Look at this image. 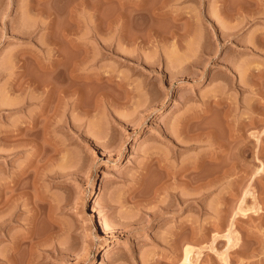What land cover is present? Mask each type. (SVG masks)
I'll return each mask as SVG.
<instances>
[{"label": "rangeland", "instance_id": "rangeland-1", "mask_svg": "<svg viewBox=\"0 0 264 264\" xmlns=\"http://www.w3.org/2000/svg\"><path fill=\"white\" fill-rule=\"evenodd\" d=\"M0 264H264V0H0Z\"/></svg>", "mask_w": 264, "mask_h": 264}, {"label": "bare ground", "instance_id": "bare-ground-1", "mask_svg": "<svg viewBox=\"0 0 264 264\" xmlns=\"http://www.w3.org/2000/svg\"><path fill=\"white\" fill-rule=\"evenodd\" d=\"M242 8V7H241ZM239 9H240V7H239ZM46 69H48L47 71H49L51 74V78H52V76H54V75H60L61 76V74L63 73V71H62V73L60 74V71L61 70H57L56 72L53 70V68H46ZM52 71H54L53 73H52ZM65 73V72H64ZM23 75V73H19V75ZM50 78V79H51ZM31 81V80H30ZM39 81V80H38ZM33 82V81H32ZM35 82V81H34ZM52 82V81H51ZM45 84H47V83H45ZM49 84L51 85H44L43 84V87L44 86H46L47 87V89L45 88V89H43L42 91L44 92V98H43V100H42V107H41V113L43 114L44 112H45V114H47L46 116H48L49 117V115L51 116V114L50 113H53V112H56L57 111V109H60L58 106H60L59 104H60V101L61 102H63V104H64V102L65 101H63V99L66 97V95H68L69 94V87L67 86V83H66V80H65V77H60L59 78V81H57V83L55 82V83H50L49 82ZM40 83L39 82H37V83H35V85H34V87L33 88H37V87H40ZM54 100H56L55 101V103H54ZM29 101V100H28ZM57 102V103H56ZM62 104V103H61ZM43 108V109H42ZM63 110H64V105H63ZM44 110V111H43ZM53 111V112H52ZM59 111V110H58ZM62 113H63V111H62ZM54 115V114H53ZM35 120V119H34ZM60 121L59 122H62V123H64L65 122V119L63 120L62 119V121H61V119H59ZM33 121V120H32ZM257 121V120H256ZM260 121V120H259ZM263 121V120H262ZM34 122V121H33ZM32 122V125H31V127H30V129L32 130H30L31 132L28 134V136H31V135H33V136H35L36 135V133H37V131H38V129L36 128V124L38 123H33ZM261 122V121H260ZM58 123V122H57ZM27 131H29V130H27ZM25 134H26V136H27V133L25 132ZM189 139H190V136L188 137ZM34 139H31V140H28V142L29 143H32V141H33ZM172 141V140H171ZM136 142H137V140H136ZM135 142V143H136ZM175 145H177V143H175ZM209 160H213V158L212 157H209L208 158ZM220 170H222V169H220ZM217 171V170H216ZM215 171V172H216ZM218 172H220V171H218ZM224 172V171H223ZM223 172H221L222 173V175H220L217 179H221L222 177H223V175H225V172L223 173ZM210 173V172H209ZM26 174V173H25ZM208 174V173H207ZM212 174V173H211ZM214 174V173H213ZM212 174V175H213ZM216 174H218V173H216ZM189 175V174H188ZM219 175V174H218ZM217 175V176H218ZM195 176V175H194ZM197 176V175H196ZM202 176H204V175H202ZM207 176H209V174L207 175ZM190 177H191V180H193V178L194 177H192V175H190ZM197 177H200V176H197ZM196 177V179L195 180H193V181H197V182H199V181H201L200 179H198ZM210 177V176H209ZM201 178V177H200ZM242 178V176H241V174H240V176L238 177V179H241ZM190 180V181H191ZM212 180V179H211ZM214 180V179H213ZM193 181L191 182L192 184H193ZM197 182H196V184H197ZM210 182V181H209ZM190 183V182H189ZM208 183V182H207ZM211 183V182H210ZM187 184V183H186ZM192 184H190L191 186H192ZM209 184V183H208ZM189 185V186H190ZM198 185V184H197ZM195 186V189L196 188H198V186ZM203 185H205V184H203ZM203 185L201 186V184L199 185V187L201 186L202 188H204L205 189V191L207 190L205 187H203ZM207 185V184H206ZM205 185V186H206ZM193 187H194V185H193ZM193 187H191V189L193 188ZM200 187V188H201ZM208 187V186H207ZM201 188V189H202ZM194 189V188H193ZM193 189L192 190H189V191H193ZM201 189L199 190V188H198V190H197V192L199 191V193H200V191H201ZM205 191H203V192H205ZM134 193H136V190H135V192ZM198 193V194H199ZM133 194V193H132ZM189 194H191V193H189ZM196 194V193H195ZM135 195V194H134ZM137 195H138V193H137ZM136 195V196H137ZM171 195H172V193H171ZM181 195V194H180ZM180 195L178 196V194H173V200L175 199V201L177 202L176 203V205L178 204V203H180L182 200H184V199H182V196H181V198H180ZM197 195V194H196ZM135 196V197H136ZM133 197V196H132ZM189 197H191V195L189 196ZM184 198V197H183ZM38 201V200H37ZM39 202V201H38ZM37 202V204H39ZM42 203V202H41ZM34 204V203H33ZM41 205V204H40ZM40 205H38V206H40ZM43 205V204H42ZM175 205V204H174ZM34 206V205H33ZM44 206V205H43ZM41 207L42 208V210L44 209V207L46 206H44V207ZM36 207V202H35V206L33 207V208H35ZM37 208V207H36ZM35 208V209H36ZM34 209V210H35ZM38 209V208H37ZM47 209V211L46 212H48L47 213V215H49L50 213H49V211H51V210H49L48 211V208H46ZM45 211V210H44ZM35 212H36V210H35ZM40 212H42L41 210H40ZM39 213V212H38ZM37 212H36V214H38ZM45 213V212H44ZM40 214V213H39ZM43 214V213H42ZM33 215H35V213L33 214ZM47 217V216H46ZM101 222V221H100ZM102 223V226H103V228L105 229V230H109V226L106 224V223H104L103 221L101 222ZM32 224V223H31ZM30 224V225H31ZM49 227V226H48ZM29 228V227H28ZM47 229V228H46ZM55 229V227L54 226H52V225H50V227L48 228V230H47V232L46 233H44L45 232V230L42 232V231H40V232H38L37 230H35L33 227L32 228H29V229H27L26 231H27V233L26 234H24L25 236V239L27 238V240L29 241L30 239L32 240V241H34V243H35V240L37 241V240H39V239H41V238H44L46 241H47V239H52L53 238V236H54V232L56 233V229ZM43 230V229H42ZM23 236V235H22ZM23 237V238H24ZM29 238V239H28ZM43 239V240H44ZM16 240V239H15ZM24 240V239H23ZM31 240H30V242H31ZM42 240V239H41ZM43 240H42V243H44L43 242ZM44 240V241H45ZM45 241V242H46ZM29 242V243H30ZM33 243V242H32ZM40 243V242H39ZM41 243V244H42ZM22 245V244H21ZM58 248H61V247H58ZM58 248H56V249H58ZM62 250V249H61ZM61 250H59V252L61 251ZM63 251V250H62ZM174 262V261H173Z\"/></svg>", "mask_w": 264, "mask_h": 264}]
</instances>
